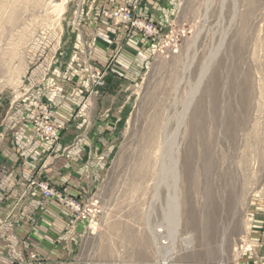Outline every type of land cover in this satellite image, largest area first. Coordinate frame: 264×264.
Listing matches in <instances>:
<instances>
[{
    "label": "rangeland",
    "instance_id": "1",
    "mask_svg": "<svg viewBox=\"0 0 264 264\" xmlns=\"http://www.w3.org/2000/svg\"><path fill=\"white\" fill-rule=\"evenodd\" d=\"M88 2L0 0V94L19 92L45 60L68 67ZM168 6L140 74L108 82V72L100 87L112 89L104 108L114 126L92 148L97 187L83 202L90 217L70 264L264 260V0ZM77 67L89 73L88 64ZM175 138L180 220L173 236V189L160 169L165 142ZM250 244L259 247L255 257L245 256Z\"/></svg>",
    "mask_w": 264,
    "mask_h": 264
},
{
    "label": "crops",
    "instance_id": "2",
    "mask_svg": "<svg viewBox=\"0 0 264 264\" xmlns=\"http://www.w3.org/2000/svg\"><path fill=\"white\" fill-rule=\"evenodd\" d=\"M88 1L74 29V54L68 67L61 59L45 60L29 72L19 92L0 94V264H26L32 253H37L43 264L74 260L87 223L46 199L32 183L44 179L83 201L92 200L89 197L96 190L98 178L92 170L91 152L113 129L104 108L112 89L96 87L77 66L88 60L97 65L112 60L108 82L110 78L122 82L138 76L155 49L150 45L153 41L116 25L103 11L113 5L137 6L140 17L160 27L171 14L170 0ZM36 101L46 102L64 127L58 142L43 140L34 129L32 104ZM102 111L103 116L98 117ZM252 246L253 251L245 256L258 255L259 247Z\"/></svg>",
    "mask_w": 264,
    "mask_h": 264
},
{
    "label": "built area",
    "instance_id": "3",
    "mask_svg": "<svg viewBox=\"0 0 264 264\" xmlns=\"http://www.w3.org/2000/svg\"><path fill=\"white\" fill-rule=\"evenodd\" d=\"M137 13V6H133L132 8L128 6H116L103 11L104 17L108 18L116 25L127 26L134 32L139 33L142 37L147 38L149 41L157 39L161 27L149 19L140 17ZM87 64L89 65L88 75L90 76L91 81L96 87H103L108 72L112 71V60L106 65H97L91 60H88ZM32 111L35 113L33 119L34 129L41 135L43 140L52 143L58 142L64 132V127L56 122L55 111L51 109L48 104L42 102L34 103ZM32 185L36 186L46 199L58 202L78 219L84 220L89 216L88 211L84 209V201L79 195H66L44 179L33 182ZM91 218V222L94 223V213L91 215ZM245 251L252 252L253 246H247ZM26 264L43 263L41 257L37 253H32L28 256ZM243 264H264V260L246 262Z\"/></svg>",
    "mask_w": 264,
    "mask_h": 264
},
{
    "label": "bare ground",
    "instance_id": "4",
    "mask_svg": "<svg viewBox=\"0 0 264 264\" xmlns=\"http://www.w3.org/2000/svg\"><path fill=\"white\" fill-rule=\"evenodd\" d=\"M166 137V136H165ZM168 138V137H166ZM165 150L162 157V166L160 169V180L162 182H167L168 187L172 188V194L170 195L169 201V220L171 222L172 235L175 236L179 227V204L177 200V182H178V172H177V160L175 154L177 151L176 138L175 140H167L165 142ZM197 144V142H196ZM208 153V152H207ZM205 173L210 171V165L203 161ZM204 173V172H203ZM205 175V174H204ZM209 175V174H208ZM169 177L171 180H169ZM166 191V190H165ZM167 200V199H166ZM162 232V231H158Z\"/></svg>",
    "mask_w": 264,
    "mask_h": 264
}]
</instances>
